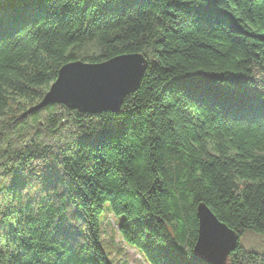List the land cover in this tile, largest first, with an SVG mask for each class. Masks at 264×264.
<instances>
[{
    "label": "trees",
    "instance_id": "obj_1",
    "mask_svg": "<svg viewBox=\"0 0 264 264\" xmlns=\"http://www.w3.org/2000/svg\"><path fill=\"white\" fill-rule=\"evenodd\" d=\"M129 53L118 112L30 111L64 64ZM0 185V264H109L107 211L148 264H208L201 202L228 264H264V0H0Z\"/></svg>",
    "mask_w": 264,
    "mask_h": 264
},
{
    "label": "water",
    "instance_id": "obj_2",
    "mask_svg": "<svg viewBox=\"0 0 264 264\" xmlns=\"http://www.w3.org/2000/svg\"><path fill=\"white\" fill-rule=\"evenodd\" d=\"M147 67L142 53L121 54L100 63L68 62L30 111L59 103L87 113L118 112L126 96L139 88ZM197 214L196 255L208 264H228L239 235L204 202L198 205Z\"/></svg>",
    "mask_w": 264,
    "mask_h": 264
},
{
    "label": "rangeland",
    "instance_id": "obj_3",
    "mask_svg": "<svg viewBox=\"0 0 264 264\" xmlns=\"http://www.w3.org/2000/svg\"><path fill=\"white\" fill-rule=\"evenodd\" d=\"M120 218L107 211L103 219V245L109 264H148L133 247L128 246L119 232Z\"/></svg>",
    "mask_w": 264,
    "mask_h": 264
},
{
    "label": "snow or ice",
    "instance_id": "obj_4",
    "mask_svg": "<svg viewBox=\"0 0 264 264\" xmlns=\"http://www.w3.org/2000/svg\"><path fill=\"white\" fill-rule=\"evenodd\" d=\"M178 86L192 91H195L201 87V85L196 81L178 82ZM49 179L52 181L53 184H55L56 180L58 179V176L55 171L50 173ZM0 187H2V185H0ZM67 227L71 228V225H68ZM0 243H2V241H0Z\"/></svg>",
    "mask_w": 264,
    "mask_h": 264
}]
</instances>
